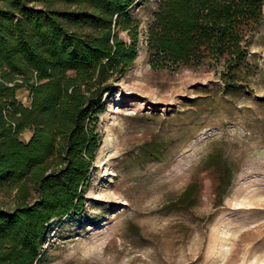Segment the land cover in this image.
<instances>
[{
	"label": "rangeland",
	"instance_id": "1",
	"mask_svg": "<svg viewBox=\"0 0 264 264\" xmlns=\"http://www.w3.org/2000/svg\"><path fill=\"white\" fill-rule=\"evenodd\" d=\"M160 1L132 8L139 54L107 95L85 209L50 223L38 264H264V21L234 78L211 62L159 69ZM18 97L30 104L27 88Z\"/></svg>",
	"mask_w": 264,
	"mask_h": 264
},
{
	"label": "trees",
	"instance_id": "2",
	"mask_svg": "<svg viewBox=\"0 0 264 264\" xmlns=\"http://www.w3.org/2000/svg\"><path fill=\"white\" fill-rule=\"evenodd\" d=\"M135 3L0 0V196L10 199L9 207L0 203V264H38L50 223L84 211L107 95L139 54ZM263 21L264 0H161L149 30L151 62H211L234 78ZM232 182L226 164L218 193Z\"/></svg>",
	"mask_w": 264,
	"mask_h": 264
}]
</instances>
